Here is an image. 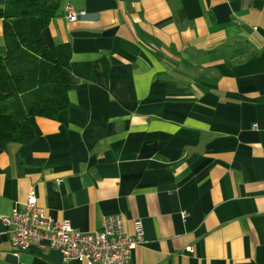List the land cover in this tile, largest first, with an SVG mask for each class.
Instances as JSON below:
<instances>
[{"label":"crops","instance_id":"crops-1","mask_svg":"<svg viewBox=\"0 0 264 264\" xmlns=\"http://www.w3.org/2000/svg\"><path fill=\"white\" fill-rule=\"evenodd\" d=\"M43 36L71 44L70 105L0 148V216L34 193L83 232L141 220L129 264H264V0H60ZM0 264L84 263L0 219Z\"/></svg>","mask_w":264,"mask_h":264},{"label":"trees","instance_id":"trees-1","mask_svg":"<svg viewBox=\"0 0 264 264\" xmlns=\"http://www.w3.org/2000/svg\"><path fill=\"white\" fill-rule=\"evenodd\" d=\"M60 0H5L0 56V148L36 138L33 119H57L70 105L69 42L47 45L43 31Z\"/></svg>","mask_w":264,"mask_h":264},{"label":"built area","instance_id":"built-area-1","mask_svg":"<svg viewBox=\"0 0 264 264\" xmlns=\"http://www.w3.org/2000/svg\"><path fill=\"white\" fill-rule=\"evenodd\" d=\"M64 13L70 21L87 14L71 4L65 6ZM0 219L8 229L15 252L57 249L66 262L129 264L133 250L144 241L141 220L135 222V233L130 234L122 214H107L102 217L99 229L83 232L69 220H54L34 193L28 196L23 208H14L11 214L0 216Z\"/></svg>","mask_w":264,"mask_h":264}]
</instances>
